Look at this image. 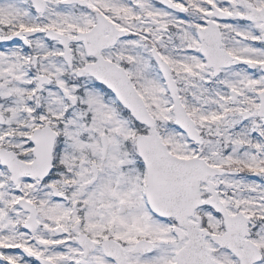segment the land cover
<instances>
[{
  "label": "snow or ice",
  "instance_id": "1",
  "mask_svg": "<svg viewBox=\"0 0 264 264\" xmlns=\"http://www.w3.org/2000/svg\"><path fill=\"white\" fill-rule=\"evenodd\" d=\"M0 264H264V0H0Z\"/></svg>",
  "mask_w": 264,
  "mask_h": 264
}]
</instances>
